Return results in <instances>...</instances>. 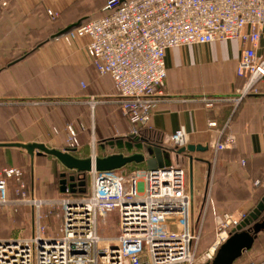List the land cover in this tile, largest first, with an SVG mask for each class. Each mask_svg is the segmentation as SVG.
<instances>
[{
    "label": "crops",
    "instance_id": "obj_1",
    "mask_svg": "<svg viewBox=\"0 0 264 264\" xmlns=\"http://www.w3.org/2000/svg\"><path fill=\"white\" fill-rule=\"evenodd\" d=\"M105 3L106 0H0V143L42 142L65 150L66 141L56 132L66 125L64 118L70 125L75 116L81 122L87 121L83 124L82 142L83 146L91 145L90 150L84 146L78 156L140 150L151 157L156 146L169 150L166 144L169 136L184 129L189 143L207 147L204 151L170 152L171 164L177 159L187 160L183 166L187 189L194 201L212 185L211 198L218 204L262 191L257 207L264 198V92L240 94L247 78L237 73V67L248 44L230 38L168 49L167 78L156 89V103L148 125L139 128L136 136L133 133L136 126L123 109L113 79L100 74L92 63L86 49L89 38L68 42L54 37L73 25L104 15ZM257 53L264 56V37ZM57 77L62 78L59 90H56ZM81 79H86L87 95L80 98L90 96V105L85 101L83 112L73 113L69 108V112L57 115L53 96L77 94ZM93 97H98L95 103ZM229 138L232 145L217 149V143ZM24 150L4 146L0 147V154L7 156ZM25 152L31 161L30 185L34 191V163ZM66 171L73 173L62 164L60 176ZM61 185L60 180V191ZM230 190L241 193L230 196L227 194ZM51 192H48L51 196L55 194L54 190ZM32 209L34 232L37 210ZM47 211L60 215L57 223L49 225L53 234L62 222V211H51L49 206ZM9 237L13 236H0Z\"/></svg>",
    "mask_w": 264,
    "mask_h": 264
},
{
    "label": "built area",
    "instance_id": "obj_2",
    "mask_svg": "<svg viewBox=\"0 0 264 264\" xmlns=\"http://www.w3.org/2000/svg\"><path fill=\"white\" fill-rule=\"evenodd\" d=\"M104 8V15L56 38L68 42L89 38L86 49L92 63L113 79L123 109L136 126L134 134L151 119L156 89L167 78V50L175 46L241 39L248 46L237 67V73L247 78L240 94L264 92V56L257 53L264 37V0H106ZM75 136L71 129V139ZM189 141L186 131L179 129L167 143L180 148ZM232 144L229 138L216 147ZM72 172L75 185L67 186L61 198L32 195L27 200L37 210L36 229L27 237L0 238V264H208L239 224L233 213L217 215L216 239L198 257L199 263L193 197L184 166L93 169L86 172L89 183L82 189L77 187L79 172ZM22 177L18 168L0 171V206L15 202L9 197L12 178L19 185L17 194L25 195ZM45 205L62 211V222L53 234L42 223ZM116 209L117 234L101 235V220L107 221ZM244 264H264V259Z\"/></svg>",
    "mask_w": 264,
    "mask_h": 264
},
{
    "label": "rangeland",
    "instance_id": "obj_3",
    "mask_svg": "<svg viewBox=\"0 0 264 264\" xmlns=\"http://www.w3.org/2000/svg\"><path fill=\"white\" fill-rule=\"evenodd\" d=\"M62 78H56V86L57 89H60L62 86L61 80ZM86 80V79H85ZM84 79H81L77 84L79 85V91L75 95H55L52 99V105L56 107L57 115H63L64 112H69L68 109L71 108L73 113L75 111H84L85 101L89 104L91 97L88 96L87 99L80 98L83 95H87L86 86ZM98 97H93L92 102H96ZM1 102V101H0ZM82 103V104H81ZM90 105V104H89ZM90 111H88L89 113ZM60 120H63V117L60 116ZM57 118V123L61 121ZM64 126L61 129H57L56 134L63 136V139L66 141L67 146L69 147H77L79 152H76V155H80L83 152H80L84 149V146L90 150L91 145L89 144L83 146L84 141L82 142V138L84 137L83 133L85 131L83 124H86L87 121L81 122L75 116H73L72 121H69L64 118L63 120ZM71 129H73L76 133L75 139H71ZM134 135H138L135 133ZM88 141V140H87ZM171 151H177L178 147H173L170 144L166 143ZM48 146V145H47ZM50 146V145H49ZM181 148V147H180ZM135 152H141L140 150ZM132 152V153H135ZM143 152V151H142ZM102 154V153H101ZM131 154V153H126ZM172 154V153H171ZM101 156V155H99ZM80 157V156H79ZM187 160L177 159L175 163L170 165H181ZM135 163L128 164L121 168V170H128L131 165ZM138 164V163H137ZM139 168L145 169V163H139ZM18 168L23 172L22 181L26 185L25 195L21 196L17 194V190L19 188L18 182L16 179L9 180V197L11 200H17V202L0 206V236H13V237H22V236H30L34 229V219H33V207L27 202L33 195L34 192L37 196H40L39 199H46L48 197L57 196V198H61L63 193L60 191V180L66 179L67 186L73 182L70 180V172L66 171L63 177L60 176L62 164L60 161L52 155H43V156H35L34 160V170H33V180L35 182L34 191L31 188L32 182V167L30 157L24 152H11V154H7V156H2L0 154V171L4 168ZM55 191V194L50 195L52 190ZM213 186L210 185L208 190L201 198H197L195 201L193 199V207H192V217L193 223L198 235L197 243L194 246V251L197 256V262H201L202 254L208 249L211 243L216 239L217 234V221L216 216L222 215L224 212L233 210V214L235 218L238 220L240 224L245 218L248 217L249 213L256 208V203L261 200L262 191L256 193V195L248 196L244 199H226L222 203L217 202L216 199L211 198V195L214 193L212 190ZM52 193V192H51ZM240 194L241 192L237 191H228V195ZM247 193V192H246ZM254 193V192H253ZM218 194H222V192H218ZM252 194V193H251ZM248 195V194H247ZM246 195V196H247ZM45 197V198H42ZM38 198V197H37ZM56 198V199H57ZM24 200V201H21ZM215 200V201H214ZM215 209V210H214ZM43 216L42 223L47 226L53 225L58 222L59 215H55L53 213H49L47 211V205L43 206ZM216 212V214H215ZM120 220V212L118 209L114 210L110 213L107 218V221L101 220L99 232L103 236H110L117 234V226ZM264 220V210L261 212L259 217L254 221L248 224L245 229L252 227L255 222H261ZM264 259V229H261L256 234V239L253 247L244 252L243 255L237 259L236 262H245L249 260H260Z\"/></svg>",
    "mask_w": 264,
    "mask_h": 264
},
{
    "label": "water",
    "instance_id": "obj_4",
    "mask_svg": "<svg viewBox=\"0 0 264 264\" xmlns=\"http://www.w3.org/2000/svg\"><path fill=\"white\" fill-rule=\"evenodd\" d=\"M75 26V25H73ZM71 26V27H73ZM71 27L62 30L54 35L57 37ZM19 147L25 149L31 156L32 164L34 158L37 155H52L55 156L67 169L76 171L79 173H86L93 169L97 171H113L120 169L131 163H145L148 169H156L158 167H166L171 163L170 150L163 151L162 147H154V155L148 157L145 152H135L131 154H125L122 152L112 153L104 156H88L79 157L75 155L74 149H57L49 147L42 142H5L0 143V147ZM204 151L207 150L206 146L196 145L189 143L187 146H183L177 150L178 153L186 151ZM65 173H63V176ZM71 180H75V176H70ZM66 179H61V191L65 192L67 189ZM75 185L74 182L70 183V187ZM264 210V198L258 204V206L245 218L240 224L233 229L230 236L218 247L211 264H234V262L240 258L244 252L250 250L256 239V234L261 229H264V220L261 222H255L252 227L245 229V227L254 222L261 212Z\"/></svg>",
    "mask_w": 264,
    "mask_h": 264
},
{
    "label": "trees",
    "instance_id": "obj_5",
    "mask_svg": "<svg viewBox=\"0 0 264 264\" xmlns=\"http://www.w3.org/2000/svg\"><path fill=\"white\" fill-rule=\"evenodd\" d=\"M66 149H74V153H75V155H76V150H77V147H67ZM131 166H136V167H139V165L137 164V163H135L134 165H131ZM76 181H77V183H78V189H80L81 187H83V188H86L87 186H88V183H89V177L87 176V174L86 173H77V178H76ZM82 189V188H81ZM252 212V211H251ZM250 212V213H251ZM249 213V214H250ZM249 216V215H248ZM237 261V260H236ZM234 262V264H244V263H246V262H249V261H251V260H249V261H245V262ZM208 264H211V261L208 263Z\"/></svg>",
    "mask_w": 264,
    "mask_h": 264
}]
</instances>
